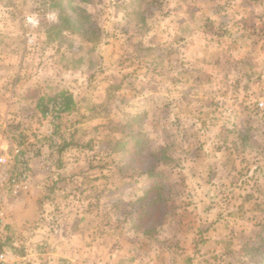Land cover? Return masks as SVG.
Returning <instances> with one entry per match:
<instances>
[{"label":"rangeland","instance_id":"374dc122","mask_svg":"<svg viewBox=\"0 0 264 264\" xmlns=\"http://www.w3.org/2000/svg\"><path fill=\"white\" fill-rule=\"evenodd\" d=\"M0 137L11 264H264V0H0Z\"/></svg>","mask_w":264,"mask_h":264},{"label":"built area","instance_id":"2783aa9c","mask_svg":"<svg viewBox=\"0 0 264 264\" xmlns=\"http://www.w3.org/2000/svg\"><path fill=\"white\" fill-rule=\"evenodd\" d=\"M55 104L44 106V113L52 112L53 117H57L63 112V98L55 99ZM49 107V108H48ZM48 108V109H47ZM41 108V111L43 110ZM33 167L30 155L22 147L21 140L11 142L7 139L6 145L1 144L0 137V231L5 226V212L3 203L7 197H15L25 192L29 187ZM1 233V232H0ZM1 237V234H0ZM0 264H11L0 243Z\"/></svg>","mask_w":264,"mask_h":264},{"label":"trees","instance_id":"16d2710c","mask_svg":"<svg viewBox=\"0 0 264 264\" xmlns=\"http://www.w3.org/2000/svg\"><path fill=\"white\" fill-rule=\"evenodd\" d=\"M63 98V110L64 112L69 111L73 105L71 96L69 94H66L64 92L59 94ZM45 109L43 110V112ZM62 149V148H61Z\"/></svg>","mask_w":264,"mask_h":264},{"label":"crops","instance_id":"0c3cea01","mask_svg":"<svg viewBox=\"0 0 264 264\" xmlns=\"http://www.w3.org/2000/svg\"><path fill=\"white\" fill-rule=\"evenodd\" d=\"M53 256L55 255V254H52Z\"/></svg>","mask_w":264,"mask_h":264}]
</instances>
